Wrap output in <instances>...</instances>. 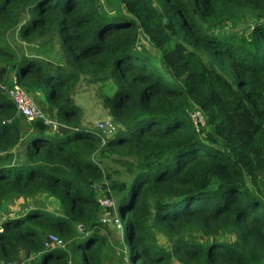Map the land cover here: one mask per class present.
I'll return each mask as SVG.
<instances>
[{"label": "trees", "instance_id": "obj_1", "mask_svg": "<svg viewBox=\"0 0 264 264\" xmlns=\"http://www.w3.org/2000/svg\"><path fill=\"white\" fill-rule=\"evenodd\" d=\"M118 1L124 14L96 0H0V83L11 71L70 127L49 133L41 121L26 123L0 89V203L41 191L60 209L30 203L5 212L0 262L102 264L110 230L97 196L116 189L118 243L128 262L264 264V0ZM243 12L254 18L248 40L196 20L217 28ZM15 26L20 41L54 36L61 60L23 52L7 38ZM140 32L159 51L160 66L135 46ZM80 73L112 80V91L100 93L109 134L80 122L71 96ZM192 106L220 146L198 135ZM19 120L31 128L26 137ZM96 151L118 153L128 182L104 191ZM152 228L169 238L168 248ZM194 230L212 237L200 242L189 235ZM222 232L233 240H217ZM47 233L63 245L45 243Z\"/></svg>", "mask_w": 264, "mask_h": 264}, {"label": "rangeland", "instance_id": "obj_2", "mask_svg": "<svg viewBox=\"0 0 264 264\" xmlns=\"http://www.w3.org/2000/svg\"><path fill=\"white\" fill-rule=\"evenodd\" d=\"M96 1L104 11L113 12L116 14L119 11H122V14L125 13V10L123 9L122 5L119 3L118 0H96ZM120 17L119 19H122V20L125 19L124 16H120ZM231 17L232 18L229 22H223L224 24L221 26L219 24V27L217 28L216 27L212 28L208 26L207 24L202 23V21L199 20L198 18H196V20L198 24L201 25L202 29L206 31L216 32V33H221V32L231 33L237 36L239 40H248L249 33L251 30V24H253L252 19H254L251 13L243 12L240 14L233 15ZM16 31H17L16 26L10 29L7 32V38L11 42H14L17 46L19 45L23 49L22 50L23 52L25 53L32 52V53L38 54L41 58L49 59L51 61L61 60V52L58 48L59 46L54 36H51V37L41 36L38 38H34L32 41H20L18 39ZM135 46L142 53L149 55L150 58H152L155 61V63H157L159 66L161 65L160 64L161 58H160L159 51L149 42V40L143 33L140 32L138 34L135 40ZM10 75H11V71L8 72L7 78H9ZM7 78H5V82L8 83L10 82V80ZM112 88H113V83L111 79H106V80L103 79L102 81H91L88 78V75L83 74V73L79 74V78L75 82L74 87L72 89L71 96H72L74 103L78 104L81 108L80 122L82 124H87V125H90V127H92L93 122H96L98 120H105V119H108V117L110 118V116L108 115L107 109L103 106L100 93H110L112 91ZM31 89L33 88L32 87L29 88L28 91H30ZM39 95H41L42 99L44 98L41 93ZM34 99L36 98L34 97ZM42 102L44 104L46 101L45 102L42 101ZM36 106L40 109V111L42 112L46 120L55 119V117L52 116V113L50 114L46 113L44 110L41 109V107L37 103H36ZM52 108L54 109V112H56V107L52 106ZM60 125L54 131L56 130L60 131V128H61ZM24 129L25 131H22V134H23V137H26L28 136V132L31 130V128L29 129V131H27L28 130L27 127ZM196 129L198 130V135L203 140L220 146V141H218L219 139L212 135L211 130L208 128V126L204 125ZM118 157H119L118 153H114V152L108 153L106 151L101 155H99L97 151L92 154V158L95 159L97 162H99L100 166L103 168V177L100 181L103 182V184L106 186L104 188V191L110 190L111 183L116 185L121 182L123 183L128 182L130 174L125 169V166L120 165L119 162L116 161V158ZM94 188H95V185H93L92 190ZM102 192H103V188L99 189L96 187V193H102ZM110 193L113 199H115L116 201L119 196L117 194L118 191L116 189H111ZM118 203L119 202L117 201L116 210L118 209V205H119ZM21 205L22 203L19 201H16L14 199V196H9L8 198H5V200L1 201L0 214L4 215L5 212L9 213V211L15 210L18 206H21ZM99 219H100V222H102L103 224L106 222L105 224L108 226L110 230V233L108 234L110 248L105 250V254L102 257V264H133V263L128 262L127 258L123 256L124 247H122V245L118 243V240H120V238H121L120 242H122L123 240L122 230L117 236V230H116L115 224H112L111 222H109V220H112V218L110 217V212L109 210L104 209L103 206L99 209ZM151 230L153 231V238L155 242L160 247L169 246V238H167L163 233L159 232L155 228H152ZM102 231H104L103 228H102ZM189 235L200 242H205L207 239H210L212 237V235L210 234L205 235L202 232L196 231V230L192 231ZM215 237L217 240H225V241L233 240V235H231L229 232H222V233L216 234ZM111 249H113L114 252L117 254L115 253L112 254Z\"/></svg>", "mask_w": 264, "mask_h": 264}, {"label": "built area", "instance_id": "obj_3", "mask_svg": "<svg viewBox=\"0 0 264 264\" xmlns=\"http://www.w3.org/2000/svg\"><path fill=\"white\" fill-rule=\"evenodd\" d=\"M0 89L6 93V96L12 101L16 114L20 115L24 118L26 123H31L33 121H41L47 125V129L55 130L59 122L54 120H46L40 109L36 106L35 101L30 96V94L18 84L14 76H11L10 82H1ZM188 117L195 128L202 127L204 125V118L201 112L196 107H190L187 110ZM113 121L108 117L105 120H98L93 122V128L100 133V135L109 134L112 129ZM30 127L27 131H29ZM30 132V131H29ZM98 203L103 207H109L113 210L114 207V199L111 196H97ZM2 215L0 214V231L2 230V223H1ZM112 221L113 223L118 224V217L113 212L112 214ZM45 243L49 242L52 245H63V241L52 233H47L45 237ZM49 245V244H48ZM66 264H72L70 259L67 260ZM169 264H187V263H180L176 260H171Z\"/></svg>", "mask_w": 264, "mask_h": 264}, {"label": "crops", "instance_id": "obj_4", "mask_svg": "<svg viewBox=\"0 0 264 264\" xmlns=\"http://www.w3.org/2000/svg\"><path fill=\"white\" fill-rule=\"evenodd\" d=\"M11 76H12V73H11V75L9 77H11ZM37 92L38 91L36 89H31L30 91H28V93L31 94L30 96H32L33 100L41 107V109L44 110L46 113H49V114L52 113V116L55 117V119H56V116H55L56 112H54V109L52 108V106L44 98H43L44 99L43 100L41 98V95H39L40 93L39 92L37 93ZM34 97L36 99H34ZM42 101H44V102L46 101V102L43 104ZM16 117H19V115H16ZM59 125H60V123H59ZM60 126H61V128H60L59 132H67L69 130V128H70V127L65 126V125H60ZM19 128H20V132L22 134V131H25L24 128H26V123H24L23 120H19ZM47 131L49 133H52L54 130H47ZM14 198H15L16 201H19V202L22 203V205L18 206L15 210H20V211H21V209L24 210V209L27 208V206L30 203L34 204L36 202L35 204H41L43 206L45 205L44 207L46 209H49V210L54 211V212H60V209L57 206V204L54 201V199L51 196H49L47 193H45V192L39 191V192L35 193L33 196H27V197H22V198L14 197ZM33 201H35V202H33ZM119 233L120 232L117 231V236H118ZM166 248H168V246H166Z\"/></svg>", "mask_w": 264, "mask_h": 264}, {"label": "clouds", "instance_id": "obj_5", "mask_svg": "<svg viewBox=\"0 0 264 264\" xmlns=\"http://www.w3.org/2000/svg\"><path fill=\"white\" fill-rule=\"evenodd\" d=\"M93 127V126H92ZM49 130V129H48ZM28 135H29V132H28ZM21 145H23V144H21ZM24 146V145H23ZM19 147V146H18ZM109 194H111V193H109ZM112 196V195H111ZM114 201H115V199H114ZM116 203H117V200L115 201V203H114V207H113V210L111 209V208H109V212H110V217L112 218V214H113V212L115 213V215H117V217H118V224H116V223H113V221L112 220H109V222H111L112 224H115V227L117 228V229H119V232H120V230H121V224H120V218H119V213H118V210H116ZM2 215V214H1ZM4 217V215H2V218ZM116 229V230H117ZM1 263V262H0Z\"/></svg>", "mask_w": 264, "mask_h": 264}, {"label": "water", "instance_id": "obj_6", "mask_svg": "<svg viewBox=\"0 0 264 264\" xmlns=\"http://www.w3.org/2000/svg\"><path fill=\"white\" fill-rule=\"evenodd\" d=\"M24 146L23 145H19V151L22 152ZM94 185H96V183H94ZM93 186H91V190H92ZM119 232V229L117 230ZM19 263V259L16 258L12 261H7V262H1L0 264H18Z\"/></svg>", "mask_w": 264, "mask_h": 264}]
</instances>
